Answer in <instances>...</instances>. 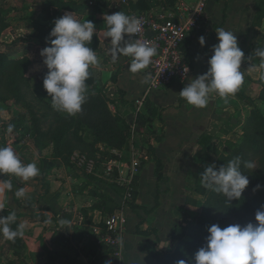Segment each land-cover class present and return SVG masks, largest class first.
<instances>
[{
	"label": "crops",
	"instance_id": "1",
	"mask_svg": "<svg viewBox=\"0 0 264 264\" xmlns=\"http://www.w3.org/2000/svg\"><path fill=\"white\" fill-rule=\"evenodd\" d=\"M72 1L77 4L75 9H59L53 5L50 6V12L57 18L66 12L73 13L74 18L80 22L91 20L94 23L96 32L88 46L96 52L99 63L89 68L90 76L86 81L88 87L103 86L107 99L112 100L116 96V108L123 118L139 113L136 112L135 105L138 99L143 102L148 100L157 107L159 115L155 120L159 125L156 127L161 129L162 138L159 142L153 139L151 141L155 156L163 163V177L157 185L155 163L153 158L148 159L139 174L135 203L147 209L154 206L151 205L150 198L142 199L140 196L141 190L143 192L147 188L149 194L154 196V204L158 195V204L149 213H145L143 208H138V212L127 207L122 209L126 219L125 228L129 220V229L123 230L119 244L120 257L113 256L112 252L98 253L99 251H95L98 249L90 250L87 247V235L92 238L98 236L92 232V225L91 235L81 229L88 219L93 223L94 218L104 219L106 214L96 210L93 205L101 193L113 196L111 188L102 184L100 179L93 180L88 175L73 170L68 161L65 162L55 154L52 142L35 140L33 143L24 138L15 139L12 148L21 161L24 164L35 163L40 174L28 182L8 177L12 180L13 191L24 186H29L32 190L27 200L16 198L10 192L4 207L6 209L0 215L6 216L15 211L17 220L11 227L16 229L20 223L26 225L22 237L4 239L6 261L8 264H158V256L155 255L158 243L164 245L168 241L174 222V207L167 202V191L177 194L176 180L190 172L193 165L204 163L209 154L204 150L214 146L221 131L228 130L229 121L239 111L242 101L235 94L225 100L213 93L206 107L196 108L179 96L188 80L186 83L174 82L164 89H156L144 82L146 75L143 71L132 73L129 70L131 61L128 57L121 55L116 63L112 62L110 38L105 37L108 26L104 22V15L118 11L129 16L139 11L157 14L170 0H125L124 3L119 0H93L96 7L89 6V0ZM183 1L190 6L197 0ZM172 2L175 3L176 0ZM52 23L54 26V21ZM263 24L264 0H208L199 27L187 38L190 78L207 72L208 60L213 54L212 46L219 42L215 30L220 28L233 31L236 35L245 57L241 71H247L250 55L245 52L250 50L253 42H258L256 37L263 34ZM201 36L205 40L203 46L199 43ZM128 38L126 35L125 39ZM43 79L44 77L36 79L35 83ZM243 87L244 95H247L250 85L244 83ZM42 101L52 107L50 96H44ZM25 129L30 133V126ZM36 137L39 139L42 136L37 134ZM98 146L103 147L101 144ZM142 174H149L147 186ZM74 228L79 231L76 237L65 231Z\"/></svg>",
	"mask_w": 264,
	"mask_h": 264
},
{
	"label": "rangeland",
	"instance_id": "2",
	"mask_svg": "<svg viewBox=\"0 0 264 264\" xmlns=\"http://www.w3.org/2000/svg\"><path fill=\"white\" fill-rule=\"evenodd\" d=\"M46 4L43 0H0V56L4 55L7 61L15 60L16 62L15 67L1 69L0 66V147H12L14 144L12 142L18 138L19 140L28 139L33 143L35 140L52 142L48 135L49 129L56 131L55 128L59 125L61 129L69 125L62 118L65 116L64 112L56 111L46 102L37 100L32 90L24 87V85L21 84L22 87H18L17 75L21 65L27 66L23 77L28 80L30 85L35 84L36 79H41L48 71L43 63V57L40 55L41 50L49 46L46 42H41V39L49 33V30L44 29L42 25L53 24L52 20L45 15V9L49 8L50 10ZM262 27L263 34L256 37L258 42H253L250 50L245 52V54L250 55L247 62L248 68L246 67L247 71L244 70V78L246 79L244 83L250 85L247 88L246 102L242 101L239 111L233 114L232 120L229 121L228 130L221 131L219 137L214 141V146L204 150V152L209 153L208 158L204 159L207 162L193 165L190 172L183 174V177L176 180L177 194L175 192L170 193V190L167 191V202L174 207L172 212L174 222L169 231L168 241L164 245L158 243L157 251L161 253V255H157L158 264H177L179 260L194 259L195 253L206 243V237L209 235L208 227L213 224L224 228L232 224L243 226L249 222L256 223L255 213L264 206V125H262L264 117V64L254 52L256 48H264V24ZM244 83L237 91L243 95L245 93ZM97 89H101L106 97V90H103V86ZM115 97L112 100L108 99V108L113 115L119 114L122 118L121 113L116 108ZM138 114L140 112L133 117L123 118L129 124L127 132L122 131V136H118L116 133L113 135L115 142L121 143V146L116 149V154H114L116 158H113L117 160L123 178H120L117 171L116 174L114 173L115 177L107 180L110 186L100 180L102 184L111 188L113 196L108 195L111 201L104 202L107 207L112 208V212L122 211L124 207L133 210L131 205L135 203L137 198L141 168L148 159H151L150 154L142 146L147 137L148 129L147 127L141 128L142 125L139 121L145 117L142 113L141 115ZM9 124L14 125L11 134L7 132ZM154 124L157 127L159 125L155 119ZM29 126L31 131L27 133L25 128ZM120 127L125 129L122 124ZM85 129L86 139H92L93 134L90 135L92 129ZM96 131H103L104 135L108 130L103 129L101 125L100 128H96ZM88 132L90 134H87ZM37 134L42 137L38 139ZM61 142L65 146L64 141L61 140ZM99 144H96L97 147ZM235 157L241 158L240 170L248 176L249 185L243 191L240 199L228 201L222 193L203 187L200 174L204 172L207 166L213 164L218 170ZM134 160L138 162V169L136 174L130 177L128 170ZM245 162H251L254 167H245ZM69 164L73 170L87 176V174L74 168L70 162ZM101 169L103 171L102 167H98L96 174ZM135 175H138V181H135ZM100 176L103 178L101 174ZM148 176L149 174H142L146 186L149 182ZM0 178L8 179L3 175H0ZM257 185H261L258 190ZM140 196L142 199L149 200L150 198L151 205H154V196L149 194L147 188L143 192L141 190ZM2 211H0V215ZM134 212L138 211L135 210ZM100 220V217L94 218V223H98ZM128 225L129 220L125 230L129 229ZM81 230L91 235L89 225H85ZM65 231L74 237L79 235V231L75 228ZM86 240L89 242L87 245L89 249H98L93 244L92 237L87 235ZM5 246L4 238L0 236V264H8Z\"/></svg>",
	"mask_w": 264,
	"mask_h": 264
},
{
	"label": "clouds",
	"instance_id": "3",
	"mask_svg": "<svg viewBox=\"0 0 264 264\" xmlns=\"http://www.w3.org/2000/svg\"><path fill=\"white\" fill-rule=\"evenodd\" d=\"M104 22L108 26L105 33L110 38V55L116 63L121 55L130 57L129 70L136 73L146 69L157 55V49L149 42L132 39L142 29L139 17L129 16L123 11L105 14ZM218 43L212 46V55L208 60V70L195 78L185 77L188 83L179 92L187 104L196 108H204L210 102L211 94L216 93L227 100L234 95L244 83V73L241 64L244 52L238 45V39L233 31L223 28L215 30ZM96 32L91 20L80 22L73 13H65L54 20V27L46 38L49 46L41 50L43 63L48 71L43 79V87L51 97L52 107L68 115H76L82 111L86 102L90 76V66L98 65V57L88 43L93 40ZM128 39H125V36ZM201 46L205 44L204 37L199 38ZM255 55L264 64V48H256ZM187 74L189 69L184 67ZM151 79L145 77V83ZM14 125L9 124L7 132L11 134ZM244 166L253 168L251 162ZM241 158L235 157L218 170L216 165L207 166L200 174L203 187L217 193H222L228 201L240 199L243 191L249 185L248 176L241 172ZM40 169L35 163L24 164L11 146L0 147V175L20 178L24 182L37 177ZM257 190L261 185L256 186ZM29 186L20 187L13 191L11 179H0V211L9 199L8 194L27 200L31 192ZM51 216L50 213H48ZM15 211L6 216H0V236L6 240H14L24 235L26 225L18 224L16 229L11 227L16 223ZM256 223L246 225L232 224L221 228L213 224L207 228L209 235L206 243L188 261L179 260L177 264H264V206L255 213ZM110 264V262H108Z\"/></svg>",
	"mask_w": 264,
	"mask_h": 264
},
{
	"label": "trees",
	"instance_id": "4",
	"mask_svg": "<svg viewBox=\"0 0 264 264\" xmlns=\"http://www.w3.org/2000/svg\"><path fill=\"white\" fill-rule=\"evenodd\" d=\"M48 7L50 6H57L59 9H66V10H73L76 8L77 4L72 0H43ZM167 4H173L172 0L169 1ZM166 4V5H167ZM97 4L95 3L94 7H96ZM45 15L52 21L57 19L55 15H51L49 8L45 9ZM44 29H48L49 33L54 27L53 25H42ZM49 33L41 39L42 43L46 42V38L49 36ZM189 41L186 39L184 43V51L185 55L187 57V45ZM16 62L15 60H9L5 59L4 55L0 56V66L1 69H4L7 67H15ZM27 66L21 65L18 72V84L19 88L24 85V87H27L32 90V93L34 97L37 100H42L44 96L48 95L46 90L43 87V80L35 83L33 85H30L26 80L24 76V72L26 71ZM22 84V85H21ZM98 87H88V91L86 93V102L82 105V111L77 113L76 115H68L65 113V116L62 118L64 121L68 122L69 125H67L65 128L59 125L55 130L49 129L48 135L51 137V141L53 143V149L55 151V154L60 156L65 162L68 161L70 155L74 151H78L80 153L86 154L89 157H96V155H101V159L99 161L104 160L105 158H116L113 153H111V150H116L121 146V143L119 141L115 142V137L113 136L114 133H116L118 136H122L123 132H127L129 128V124L121 118V116L113 115L109 108H108V99H106L104 92H102L101 89H97ZM236 97L240 99L241 101L247 100L246 95H243L241 92L235 93ZM117 105V104H116ZM143 112L142 115L145 117L142 119V121H139L141 128L147 127V137L144 140V143L142 146L146 149V151L150 154V158H153V161L155 163L154 168V176H155V182L158 185L159 181L162 179L163 174V163L161 160L155 156L154 153V146L152 143V139L155 142L161 141L162 138V131L161 129L157 128L154 124V119H156L159 114L157 111V107L154 106L150 101L146 100L143 104ZM138 115H141L138 114ZM57 116V115H56ZM120 124L124 126V130L120 127ZM102 125L103 129H107L108 131L103 135V131L97 132L96 128H100ZM262 125H264V117L262 120ZM64 128V129H63ZM92 129V132H88L87 134L92 135L93 138L88 140L85 137L86 129ZM123 131V132H122ZM206 139V137H204ZM62 141H64L65 146L62 144ZM97 143H100L103 147V151H100V147H97ZM142 166V164H140ZM139 166V168H141ZM98 167H102V165H98ZM103 168V167H102ZM98 169V168H97ZM142 169V168H141ZM102 169L99 171V173L95 174H88L90 179H100L103 183L110 186L109 182L107 181L111 177H115L116 173L112 174L111 176H104ZM100 174L103 176L101 178ZM135 181H138V175L134 176ZM136 195V193H134ZM131 195H133V192H131ZM98 201H96L93 205V207L103 213H109L106 215L112 214L113 210L111 207H107L104 201H111L110 197L105 194L99 195ZM136 200V199H135ZM107 203V202H106ZM158 204V195L155 199V204L152 208L147 209L144 208L136 203L131 205L132 211L137 210L138 208H143L145 213L151 212ZM112 212V213H111ZM98 226L102 231H104V225L102 222L93 223L91 222V219H88L87 221H84V226ZM101 231V233H103ZM144 234H149L147 231H142ZM93 244L98 247V250L90 249L99 251L98 253H107L112 252L113 248L105 245L103 242L99 240L98 237L93 238ZM155 255H161L159 252L155 253Z\"/></svg>",
	"mask_w": 264,
	"mask_h": 264
},
{
	"label": "built area",
	"instance_id": "5",
	"mask_svg": "<svg viewBox=\"0 0 264 264\" xmlns=\"http://www.w3.org/2000/svg\"><path fill=\"white\" fill-rule=\"evenodd\" d=\"M124 3L125 0H119ZM208 0H197L193 5L188 6L183 0H176L173 4H167L157 14L145 12H135L132 16L139 17L142 21V29L135 34L132 39H139L142 42H149L157 49V55L152 58L151 64L142 70L146 76L151 77L148 84L156 89H164L174 82L186 83L190 77L191 66L185 55L184 43L185 40L199 27L204 9ZM89 6H94L95 1L89 0ZM131 61V58L128 57ZM187 66L189 72H183ZM143 100L135 101L136 112L143 111ZM100 151L103 148L100 147ZM111 153L116 154V150H111ZM101 155L89 157L86 154L74 151L69 158V162L74 168L82 171L85 174H95L98 165L103 167V175L111 176L113 173L121 172L118 168L117 160L114 158H105L102 161ZM138 162L134 160L128 170V174L132 177L136 174ZM104 231L98 226L92 227V232L95 233L99 240L105 245L113 248L112 255L120 257L119 244L125 228L126 219L122 211H114L110 215H106L102 220ZM101 231L103 233H101Z\"/></svg>",
	"mask_w": 264,
	"mask_h": 264
}]
</instances>
